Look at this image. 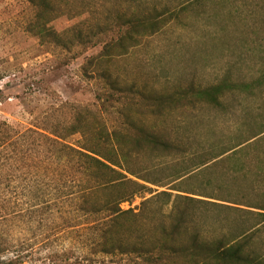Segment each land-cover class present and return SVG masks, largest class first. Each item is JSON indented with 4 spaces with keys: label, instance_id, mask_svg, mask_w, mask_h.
<instances>
[{
    "label": "rangeland",
    "instance_id": "374dc122",
    "mask_svg": "<svg viewBox=\"0 0 264 264\" xmlns=\"http://www.w3.org/2000/svg\"><path fill=\"white\" fill-rule=\"evenodd\" d=\"M54 1L61 16L50 24L52 29L58 33L77 29L92 37L90 42L70 49L42 44L29 30L35 14L29 1L0 0V123L19 135L32 129L56 137L61 125L72 121L76 109L87 105L100 110L110 129H125L130 119L198 149L197 154L220 153L264 128V0ZM119 15L156 16L164 22L155 34L134 36L125 53H114L106 64L90 67L89 61L119 34L110 30ZM105 71L117 81L115 88L101 79ZM213 86L224 89L219 107L182 98L180 104L159 116L143 114L148 103L140 93L148 97L184 95L189 87ZM64 140L77 145L79 136ZM31 143L21 144V154L16 146L0 149L3 264L13 257H19L21 264H140L136 256L97 253L100 247L91 230L70 228L43 204L53 201L49 189L45 188V196L37 177L17 166L19 156ZM178 163L171 158L154 163L148 156L139 162L138 167L147 169L143 171L155 185L146 184L150 191L120 205L123 211L138 213L143 209L146 216L136 217L138 229L130 242L138 236L153 240L158 226L170 223V218L160 214L147 217L165 205V198H157L148 207L142 204L162 191L177 194L172 191L178 185L172 182V175L193 166L188 158ZM220 169L225 168L215 166L196 173L183 189L232 201L233 190L227 189V178ZM12 173L14 179L10 180ZM180 195L199 201L183 202L192 212L170 242L176 248L189 247L194 236L199 242L213 244L231 240L253 219L231 210L229 203ZM250 246L264 264V229L252 238Z\"/></svg>",
    "mask_w": 264,
    "mask_h": 264
},
{
    "label": "trees",
    "instance_id": "16d2710c",
    "mask_svg": "<svg viewBox=\"0 0 264 264\" xmlns=\"http://www.w3.org/2000/svg\"><path fill=\"white\" fill-rule=\"evenodd\" d=\"M28 1L35 10L29 30L42 44L70 49L91 41L92 37L74 28L61 33L52 29L50 24L61 16L54 0ZM115 19L116 23L110 30L119 34L105 43L99 55L89 61L90 67L106 64L114 53H125L129 48L127 43L134 36L155 34L164 22L156 16L135 18L119 15ZM101 79H105L106 84L112 88L117 86V81L109 72L105 71ZM181 94L178 92L171 96L148 97L140 93L139 96L148 103L143 114L159 116L166 108L180 104L182 98L192 99L191 103L201 102L219 107L224 89L221 86L198 90L189 87L184 95ZM108 98L113 96L109 95ZM127 122L125 129H110L100 110L87 105L76 109L72 121L61 125L56 137L32 129L19 135L14 129L0 123V149L8 145L16 146V152L21 154V144L32 142L19 156L17 166L24 167L28 175L36 176L44 191L45 188L49 189L53 201L43 204L54 210L55 217H62V223H68L70 228L80 227L92 231L93 240L100 247L97 253L136 256L140 264H260L261 259L249 247L252 238L264 229V215L254 213L249 208L264 210V128L220 153L207 151L197 154L198 149L168 139L155 129L136 124L130 119ZM16 136L18 138L15 140ZM74 136H79L77 145L65 143L64 139ZM145 156L154 163L159 159L171 158L179 165V161L188 158L193 166H185L180 173L172 175V182L178 184L172 189L177 192L176 195L162 191L142 204L148 207L157 198H165L163 207L170 205L169 210L165 211L161 207L147 217L160 214L161 217L170 218L168 226L160 224L153 240L147 241L146 237L138 236L136 241L130 242L129 237L132 238L138 229L136 217L146 216L142 214L143 209L138 213L134 210L123 211L120 205L150 191L146 184L155 185L146 177L144 171L147 169L143 171L138 167ZM226 163L230 165L228 169ZM221 165L225 168L220 171L227 178V189L233 190L232 195L235 196L232 201L227 197L212 194L202 196L195 194V191L188 193L183 189L196 173ZM9 179H14L13 173ZM227 189L223 190L227 192ZM180 193L229 203L233 205L231 210L255 217H252L246 228L241 227L240 233L231 240H219L213 244L199 242L197 236H194L189 247L176 248L170 242L180 234L185 219L191 217L192 212L183 202L199 201ZM66 217H72L73 221ZM5 254L6 250L0 244V264H3ZM18 258L5 259L6 264H21Z\"/></svg>",
    "mask_w": 264,
    "mask_h": 264
},
{
    "label": "crops",
    "instance_id": "0c3cea01",
    "mask_svg": "<svg viewBox=\"0 0 264 264\" xmlns=\"http://www.w3.org/2000/svg\"><path fill=\"white\" fill-rule=\"evenodd\" d=\"M249 210L254 212V213H260V215H264V210H256V209H252V208H249ZM252 217H255V216H252Z\"/></svg>",
    "mask_w": 264,
    "mask_h": 264
}]
</instances>
